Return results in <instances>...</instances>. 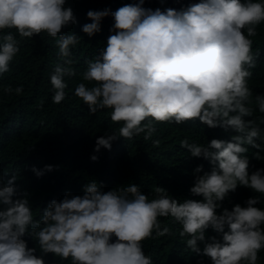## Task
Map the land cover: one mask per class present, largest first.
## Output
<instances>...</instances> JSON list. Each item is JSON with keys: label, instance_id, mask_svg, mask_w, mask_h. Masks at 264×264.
<instances>
[{"label": "clouds", "instance_id": "clouds-1", "mask_svg": "<svg viewBox=\"0 0 264 264\" xmlns=\"http://www.w3.org/2000/svg\"><path fill=\"white\" fill-rule=\"evenodd\" d=\"M144 3L137 0L115 12H87L92 23L83 25L82 31L89 37L101 31L104 18L111 16L114 24L106 47L87 61L75 96L93 115L109 109L111 121L120 125L96 139V153L111 150L120 138L144 134L149 140L156 132L154 122L181 125L199 120L208 128L237 133L230 142L212 139L206 146L187 139L180 142L192 157L212 165L210 172L203 165L195 169L190 192L202 200L180 202L161 187L150 199L134 183L105 192L91 180L82 196L69 192L60 201L52 200L37 220L29 193L16 186L17 174L6 181L0 176V264H45L25 236L36 241L43 254L70 259L71 264H153L143 241L171 234L160 217L178 223L180 237H187L186 247L210 258L211 264H257L264 249V210L256 206L264 196V168L250 174L245 154L246 145L251 146L258 150L254 158L261 159L256 141L264 120L258 124L245 118L254 111L248 81L255 57L249 37L257 35V26L264 22V0H200L179 11L153 10ZM65 4L66 0H0V33L14 29L20 40L42 33L58 38L62 63L50 77L55 104L65 99V77L76 75L70 48L80 40L62 31L77 23L73 9ZM19 44L11 31L0 35V74L9 71ZM13 91L20 95L23 88L5 89L8 94ZM255 103L264 113V95H256ZM91 160L96 162L98 156ZM53 170L52 165L43 171L32 168L37 177ZM238 186L259 195L249 198L246 207L237 204L218 215L222 202ZM209 228L221 239L206 238Z\"/></svg>", "mask_w": 264, "mask_h": 264}, {"label": "trees", "instance_id": "trees-1", "mask_svg": "<svg viewBox=\"0 0 264 264\" xmlns=\"http://www.w3.org/2000/svg\"><path fill=\"white\" fill-rule=\"evenodd\" d=\"M137 0H66L65 7H71L77 23L64 28V34L74 33L80 37L79 42L70 48L72 68L75 76L65 77L67 88L65 99L60 104L53 103L50 77L57 64L62 63L58 56L57 39L42 33L31 39L20 40L15 30L11 31L20 41V51L9 65V71L0 74V176L5 181L12 174H17V188L29 193L28 199L33 210V218L39 219L43 210L52 200L60 201L66 193L83 195V187L91 180L102 185L107 192L119 186L134 183L141 191L154 198L156 187L165 189L170 196L183 202L185 199L202 200L192 196L190 189L194 186L195 169L203 165L205 172H210L209 161L192 157L180 142L187 139L189 143L207 145L212 139L231 141L237 133L231 129L208 128L199 120L188 121L181 125L169 122H154L156 132L149 140L144 134L132 139L120 138L113 142L111 150L94 151L98 137L115 132L120 125L110 119V110L98 111L95 115L89 112L88 106L75 96V88L84 82L82 73L87 68V61L93 60L106 47L107 39L112 33L114 24L111 16L101 21V31L89 37L82 31L85 24L92 23L87 17L89 10L111 9L115 12L126 4ZM200 0H145L144 7L153 10L168 8L181 10ZM260 2V0H254ZM257 35L252 40V54L255 67L249 69L252 76L248 87L252 90L253 116L259 122L264 120L255 103L256 95H264V22L256 28ZM0 33V35L4 34ZM245 35H247L245 30ZM13 90L22 87L23 92L17 95L5 92L7 87ZM261 139L256 143L261 159L254 158L258 151L251 146L245 154L249 159V173L264 168V124ZM159 140L158 145L153 141ZM97 155L93 162L91 156ZM46 165L54 170L37 177L32 171L35 167L43 171ZM203 173H201L202 175ZM259 194L238 186L222 202L217 214L223 209L231 211L235 205L246 207V201ZM257 207L264 210V196L260 197ZM162 227L171 229V234L143 241V250L151 256L153 264H211L208 257L197 255L186 247L187 237H180L181 226L171 217L158 218ZM264 227V226H262ZM155 235V233H153ZM206 238L220 234L209 228ZM29 248L36 249V255L43 257L45 264H71L70 259L62 261L54 254H43L36 241L25 236ZM115 238H113V241ZM201 251L203 243L199 244ZM257 264H264V249L258 253Z\"/></svg>", "mask_w": 264, "mask_h": 264}]
</instances>
